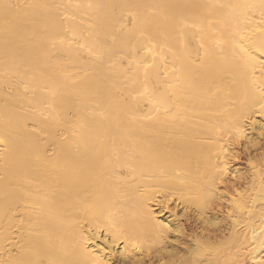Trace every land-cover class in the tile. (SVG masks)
<instances>
[{"label": "bare ground", "instance_id": "bare-ground-1", "mask_svg": "<svg viewBox=\"0 0 264 264\" xmlns=\"http://www.w3.org/2000/svg\"><path fill=\"white\" fill-rule=\"evenodd\" d=\"M247 258L264 0H0V264Z\"/></svg>", "mask_w": 264, "mask_h": 264}, {"label": "rangeland", "instance_id": "rangeland-1", "mask_svg": "<svg viewBox=\"0 0 264 264\" xmlns=\"http://www.w3.org/2000/svg\"><path fill=\"white\" fill-rule=\"evenodd\" d=\"M244 165H245V162H244V160H242V161H240L239 163H237L236 166H237L238 168H240V167L242 168V167H244ZM236 166H235V167H236ZM256 215H257V214H255L254 216H256ZM236 217H237V216H235V218H236ZM225 220H226L227 222H231V221H229L230 218H225ZM244 223H245V222H242L241 225H239V226H242ZM243 262H244V264H250V261H249L248 258L245 259Z\"/></svg>", "mask_w": 264, "mask_h": 264}, {"label": "clouds", "instance_id": "clouds-1", "mask_svg": "<svg viewBox=\"0 0 264 264\" xmlns=\"http://www.w3.org/2000/svg\"><path fill=\"white\" fill-rule=\"evenodd\" d=\"M242 138H243V137H239L238 140H237V142H239V139H242Z\"/></svg>", "mask_w": 264, "mask_h": 264}]
</instances>
